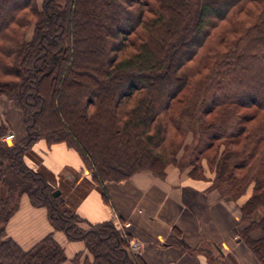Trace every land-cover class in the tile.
<instances>
[{
    "label": "trees",
    "instance_id": "obj_1",
    "mask_svg": "<svg viewBox=\"0 0 264 264\" xmlns=\"http://www.w3.org/2000/svg\"><path fill=\"white\" fill-rule=\"evenodd\" d=\"M222 22L224 45L210 40ZM2 97L20 111L25 137L4 146L0 124V264L66 261L51 235L27 251L7 236L23 195L69 241L84 242L88 254L72 264H144L132 259L128 233L110 223L82 228L25 164L26 150L39 140L65 144L103 187L142 171L164 177L189 133L222 198L250 193L239 239L264 260V0H67L64 8L44 0L40 9L0 0Z\"/></svg>",
    "mask_w": 264,
    "mask_h": 264
},
{
    "label": "crops",
    "instance_id": "obj_2",
    "mask_svg": "<svg viewBox=\"0 0 264 264\" xmlns=\"http://www.w3.org/2000/svg\"><path fill=\"white\" fill-rule=\"evenodd\" d=\"M0 116L22 136V116L4 97L0 98ZM29 156H25V164L58 188L82 219V228L130 224L124 230L132 242L139 243L136 252L144 264H264L239 239L247 226L241 222L239 206L250 193L237 202L226 200L212 181L193 180L171 166L162 178L142 171L102 187L92 181L79 154L65 144L48 146L39 140ZM102 188L107 192L106 200ZM5 231L24 251L51 235L66 257L62 264H72L76 255L88 254L83 241H69L54 228L47 208L33 206L27 195L20 198ZM250 236L258 239L260 233L254 231Z\"/></svg>",
    "mask_w": 264,
    "mask_h": 264
},
{
    "label": "rangeland",
    "instance_id": "obj_3",
    "mask_svg": "<svg viewBox=\"0 0 264 264\" xmlns=\"http://www.w3.org/2000/svg\"><path fill=\"white\" fill-rule=\"evenodd\" d=\"M43 1L44 0H33V5L38 7V9H40ZM66 1L67 0H53V3L56 6H58L59 8H64ZM227 27H228L227 22L220 23L218 28L213 31V34H212V37L210 40H212V39L216 40L217 38H220V39L222 38V42H223L222 44L224 45L225 44L224 41H227L229 39V36L224 33V31L226 30ZM224 34L226 36H224ZM221 36H223V37H221ZM219 43H221V42H219ZM222 44H221V46L218 47V49L220 48L221 51H224ZM206 50H207V48H204V49L199 51L198 57L190 64L191 67L197 66V63L200 60L199 58L201 57V55H204L207 52ZM207 73H211V71H209V70H204V71H200V72L198 71L197 74H195V79L201 80L203 77H206ZM7 101H9V100L7 99ZM15 110L18 111V113H20V111L17 110L16 108H15ZM20 115H21V113H20ZM0 124L2 126H4V128H6L7 130H9V132L7 134H4L3 137H6V135H8L9 133H13V132L15 133V134H13V135H15V137L12 140H2L3 137L1 138V142L4 143V146L8 147V146H12L13 144L15 145L16 143H19V141H21L25 137L24 125H23V129H22V136H19L15 132V130L11 127L10 123L5 119V117L1 118V116H0ZM20 138H22V139H20ZM31 147H32V145L26 150V156L29 159H30L29 155H30ZM195 148H197V146H196V142H194V136L189 133L186 136L185 143H184L183 147L177 153L176 160H177L178 166L177 165H169L168 167H170V166L175 167L178 170H181L188 177H190L189 174H192L193 176H196V177H199V175H202L208 181L215 180V171L213 170V168H211L208 165L206 159H204V157H202V155H199V154L194 152ZM51 188L56 189V190L58 189L57 187H52V186H51ZM258 216L259 215H257V217ZM116 229H118L120 232H123V231L126 232V230L120 229V227L116 228ZM131 242H132V239L130 240L129 243L131 244ZM136 251L137 250L130 249V254H131L132 259L134 256H138ZM133 261L135 264H137L136 260L133 259Z\"/></svg>",
    "mask_w": 264,
    "mask_h": 264
},
{
    "label": "built area",
    "instance_id": "obj_4",
    "mask_svg": "<svg viewBox=\"0 0 264 264\" xmlns=\"http://www.w3.org/2000/svg\"><path fill=\"white\" fill-rule=\"evenodd\" d=\"M13 138H14L13 133H9L8 135H6V137H3L2 140H12ZM129 226H130V224H128V223H124L123 225H119L120 229H125V228H128ZM138 247H139L138 242H136V241L131 242L130 249L137 250Z\"/></svg>",
    "mask_w": 264,
    "mask_h": 264
},
{
    "label": "water",
    "instance_id": "obj_5",
    "mask_svg": "<svg viewBox=\"0 0 264 264\" xmlns=\"http://www.w3.org/2000/svg\"><path fill=\"white\" fill-rule=\"evenodd\" d=\"M53 197H58L60 195V191L59 190H56L53 192Z\"/></svg>",
    "mask_w": 264,
    "mask_h": 264
}]
</instances>
